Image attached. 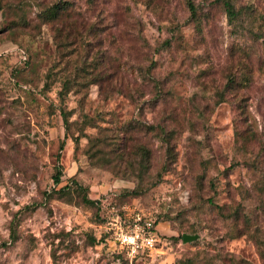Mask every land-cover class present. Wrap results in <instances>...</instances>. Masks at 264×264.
I'll use <instances>...</instances> for the list:
<instances>
[{
	"label": "rangeland",
	"instance_id": "1",
	"mask_svg": "<svg viewBox=\"0 0 264 264\" xmlns=\"http://www.w3.org/2000/svg\"><path fill=\"white\" fill-rule=\"evenodd\" d=\"M193 2L0 0V264H128L58 166L156 220L134 264H264V0Z\"/></svg>",
	"mask_w": 264,
	"mask_h": 264
},
{
	"label": "built area",
	"instance_id": "2",
	"mask_svg": "<svg viewBox=\"0 0 264 264\" xmlns=\"http://www.w3.org/2000/svg\"><path fill=\"white\" fill-rule=\"evenodd\" d=\"M106 215L104 230L109 233L114 250L121 252L128 264H134L158 251L159 238L155 232V221L149 214L134 211L129 204L110 206L102 201Z\"/></svg>",
	"mask_w": 264,
	"mask_h": 264
},
{
	"label": "trees",
	"instance_id": "3",
	"mask_svg": "<svg viewBox=\"0 0 264 264\" xmlns=\"http://www.w3.org/2000/svg\"><path fill=\"white\" fill-rule=\"evenodd\" d=\"M227 16L228 20L230 22L235 21V19L238 17V10L235 8V5L233 4L232 0H220ZM187 6L190 11V17L194 18L196 15V6L194 5L193 0H187ZM66 7L63 4L54 3L52 6L48 7L45 10H42L43 17L47 21L54 20L61 16V13L65 11ZM235 80L233 77H230L228 80V83H232ZM65 86V84H64ZM62 93V92H61ZM64 123L67 124V119H64ZM140 126L136 125V128H139ZM149 129L153 130L154 126L150 125L148 126ZM161 132V129H160ZM76 143L78 142V136L74 138ZM93 142V138L90 140ZM97 140H94L93 144H99ZM135 151V157L138 158V163L141 168L146 169L148 167L149 159H150V152L149 149L142 145H135L134 146ZM123 154V153H122ZM62 171L61 168L58 166L55 170V173L53 174V182L54 186L50 191H45V195L47 198H51L53 195H56L57 197H68L73 196L76 194L81 198V202L84 206L93 207L98 212L99 221L101 224H104L106 222V215L102 208V201H96L91 198H89L88 194L86 193V188L82 187L78 182H76L73 178L66 181L64 184H62ZM137 189H133L130 193H136ZM34 207V204L31 206H25L24 210H30ZM21 212V211H20ZM19 213V212H17ZM17 213L13 216V219L10 222V235H9V242L10 244L14 243L17 240V233H16V225L18 224L19 218H17ZM154 219V218H153ZM155 223L156 220L154 219ZM109 233L103 232L102 239L106 240L109 237ZM96 238L94 236L91 237V243H95ZM100 240V239H99ZM6 245V244H5ZM117 252V255L123 256L121 252ZM124 257V256H123ZM124 260L128 263L127 259L124 257Z\"/></svg>",
	"mask_w": 264,
	"mask_h": 264
},
{
	"label": "water",
	"instance_id": "4",
	"mask_svg": "<svg viewBox=\"0 0 264 264\" xmlns=\"http://www.w3.org/2000/svg\"><path fill=\"white\" fill-rule=\"evenodd\" d=\"M197 237H198L197 234L190 235V234H187V233H183L182 234V241L183 242H190V241H193V240L197 239Z\"/></svg>",
	"mask_w": 264,
	"mask_h": 264
}]
</instances>
